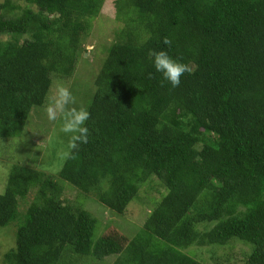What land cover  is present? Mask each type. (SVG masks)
I'll use <instances>...</instances> for the list:
<instances>
[{
    "label": "trees",
    "instance_id": "1",
    "mask_svg": "<svg viewBox=\"0 0 264 264\" xmlns=\"http://www.w3.org/2000/svg\"><path fill=\"white\" fill-rule=\"evenodd\" d=\"M26 1L0 2V36L10 37L0 40L2 140L25 131L55 77L73 76L107 2ZM114 11L122 28L96 79L87 142L75 140L56 178L9 165L0 239L17 229L5 264H62L67 251L117 255L113 264H205L194 249L237 245L250 250L245 264H264V0H114ZM158 51L189 66L179 87L155 72ZM155 180L161 197L131 239L112 226L94 240L98 221L60 183L126 219Z\"/></svg>",
    "mask_w": 264,
    "mask_h": 264
},
{
    "label": "rangeland",
    "instance_id": "2",
    "mask_svg": "<svg viewBox=\"0 0 264 264\" xmlns=\"http://www.w3.org/2000/svg\"><path fill=\"white\" fill-rule=\"evenodd\" d=\"M4 1L6 0H0L1 3ZM11 1L16 6L26 8V0ZM17 14H21V11L16 10L8 15L16 16ZM102 15L93 22L89 36L84 37L85 39L81 41L83 54L78 57L73 76L64 79L55 77L54 86L47 102L44 107L33 112L25 131L13 139H0V194H4L8 186L9 174L12 169L9 165L13 161L25 167L46 172L54 178L62 169L75 142L74 136L78 133L66 134L62 132L61 129L65 123L64 114L58 113L57 119L51 121L47 116V108L57 98L58 90L67 88L74 99V103L70 104L68 108L88 111L96 92V79L109 56L113 43L117 39L118 31L122 28V25L114 20V0H107L102 9ZM8 38L10 39L8 36H0V40H7ZM60 183L64 187L63 198L72 205L81 204L98 221L94 240H98L99 237L106 234L105 231L112 226L119 229L121 234L126 236L125 238L135 237L163 192L160 182L155 180L152 185L148 184L142 187V194L130 206L126 219L115 218L116 216H109V219L107 209L97 199L95 200V196L84 197L70 184L62 181ZM35 196L36 193L32 192L27 201L21 202L24 204L21 206V211L22 208L24 210L35 200ZM5 229L7 228H2L8 238L0 239V264H5L4 256L13 248V236L17 227L12 225L10 229L6 231ZM194 251L196 258L205 264H245L250 252L249 248L244 245H237L230 249L206 247L202 250L194 249ZM117 257V255H112L103 260H97L92 257L75 256L72 252L67 251L62 264H113Z\"/></svg>",
    "mask_w": 264,
    "mask_h": 264
},
{
    "label": "clouds",
    "instance_id": "3",
    "mask_svg": "<svg viewBox=\"0 0 264 264\" xmlns=\"http://www.w3.org/2000/svg\"><path fill=\"white\" fill-rule=\"evenodd\" d=\"M165 44L170 46L171 41L166 39ZM150 55L155 72L159 73L173 88L179 87L181 78L185 73L190 72L188 65L173 59L166 51L152 52ZM72 103H74V99L71 92L67 88H60L57 98L47 108L48 119L55 121L57 114L63 113L65 123L61 131L66 134L78 133L74 136V140L86 143L88 132L86 121L89 119V113L84 109H69L68 106ZM72 146L75 147L76 145L73 144Z\"/></svg>",
    "mask_w": 264,
    "mask_h": 264
}]
</instances>
